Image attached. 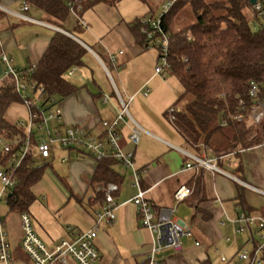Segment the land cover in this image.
I'll use <instances>...</instances> for the list:
<instances>
[{
    "label": "crops",
    "instance_id": "0c3cea01",
    "mask_svg": "<svg viewBox=\"0 0 264 264\" xmlns=\"http://www.w3.org/2000/svg\"><path fill=\"white\" fill-rule=\"evenodd\" d=\"M163 1L116 0L114 6L101 3L102 9L98 4L83 12H70L60 27L30 4L29 10L23 11L24 0H0V54L11 60L14 69L24 71L36 67L55 33H64L82 45L86 49L83 64L66 76L76 91L66 98L56 97L62 127L78 126L104 140L102 122L113 121L119 106L114 87L123 98L134 96L129 114L140 128L139 142L137 146L129 142L132 124L128 123L120 130L121 148L133 153L134 168L155 216L183 220L193 236L180 239L179 251L166 249L158 258L163 264H219L221 255L234 259L248 241L247 233L233 235L230 220L245 212L257 221L264 210V145L218 158L201 144L191 146L172 124L168 125L167 109L180 97L181 86L179 82L177 85L171 79L154 75L157 54L142 49L127 26L144 11L153 15V9H158ZM154 3L157 4L153 6ZM135 6V11L122 16ZM112 55L116 57L114 63L110 60ZM109 69L115 73V78ZM143 87L148 89L146 97L139 92ZM5 115L9 122L20 123L27 119L28 110L21 103H14ZM56 150L64 154L59 157L60 162L70 165L69 175L62 181L67 200L52 207L56 218L34 220L38 238L49 245L72 232L91 229L103 205L97 191L100 184L92 182L97 162L90 155L75 150L55 149L49 159L42 160L46 167H51ZM186 154L218 158L219 171L185 169V164L191 162ZM122 168L130 171L128 180L120 172ZM113 170L119 183L115 202L121 206L114 210L110 229L99 227L95 240L100 253L99 264H147L152 235L141 226L136 207L123 204L136 193L132 171L120 163L113 165ZM196 181H199L198 192L194 191ZM182 186L188 187L191 193L175 209L173 194ZM238 188L243 205L237 201ZM2 200L12 213L5 199ZM41 200L46 205V198L41 197ZM17 216L19 222V213ZM1 219L5 227V220ZM251 231L256 238L255 225ZM9 240L11 245L15 244L12 254L16 264H23L26 260L20 250L21 233L16 240ZM17 252L22 257L16 258Z\"/></svg>",
    "mask_w": 264,
    "mask_h": 264
},
{
    "label": "trees",
    "instance_id": "16d2710c",
    "mask_svg": "<svg viewBox=\"0 0 264 264\" xmlns=\"http://www.w3.org/2000/svg\"><path fill=\"white\" fill-rule=\"evenodd\" d=\"M115 1L24 0L46 13L60 27L70 13V3L74 6L80 4L83 12L101 3L114 6ZM259 1L261 11H256L247 0H178L161 18V28L169 37L168 74L178 80L182 89L177 102L190 97L182 112H174L170 123L188 144H201L218 158L259 145L260 129L264 132V118L260 127L248 121L241 124L229 121L225 126L219 125L222 118L242 112L240 102L246 110L253 104L249 97L250 82L258 85L259 96L264 99V24H260L258 19L259 15H264V0ZM186 6H189L194 22L174 30V22ZM127 26L142 49L151 48L149 40L140 33L141 19H135ZM85 53L86 49L68 35H53L32 75V79L47 93L41 99L43 103L48 97L66 98L76 91L66 76L73 67L83 64ZM2 80L0 139L11 145V151L4 153L0 144V167L4 168L17 150L15 141L22 140L25 131L18 123H11L6 118L8 107L21 103V100L15 92L13 79L4 77ZM34 146L35 142L31 148ZM96 162L92 182H98L100 186L107 183L119 186L113 172V165L118 161L109 156ZM46 166L38 163L30 149L15 171L14 188L5 197L10 211L28 212L30 203L35 200L31 188L41 179ZM198 182L195 192L199 190ZM239 191L238 188V194ZM237 201L244 204L241 194ZM261 216L264 218V210Z\"/></svg>",
    "mask_w": 264,
    "mask_h": 264
},
{
    "label": "built area",
    "instance_id": "2783aa9c",
    "mask_svg": "<svg viewBox=\"0 0 264 264\" xmlns=\"http://www.w3.org/2000/svg\"><path fill=\"white\" fill-rule=\"evenodd\" d=\"M178 0H164L155 16L150 15L141 20L140 33L149 40L150 46L158 51L157 63L154 68V75L165 77L168 75L169 62V37L161 28V18L170 10L172 5ZM70 12H80L82 6L68 4ZM256 11H261V3L256 0L253 6ZM30 5L23 3L21 9L29 10ZM122 54L121 52L118 53ZM115 55L110 60L115 62ZM0 65L4 77H11L14 82L15 92L21 100V104L28 110V117L25 121L18 123L25 131V137L22 140H16L17 150L9 159L8 166L0 170V201L5 199L16 184L15 171L21 161L32 149L37 160H47L51 157L55 149L75 150L83 155H91L96 161H101L106 157H113L118 163L129 168L132 171L133 186L136 193L133 197L123 204H132L136 207L141 226L147 229L152 235V247L147 256V264H163L158 258L162 251L171 249L175 252L181 249L180 239H192V232L183 220H176L170 217H156L151 203L146 199V191L142 189L138 172L134 168L133 153L125 152L120 145V130L128 123L132 124L129 142L137 146L140 136V128L132 120L128 108L132 103L134 96L123 98L114 87L115 95L118 100V110L113 121H103L102 126L106 138L103 140L94 137L88 130L78 126L62 127L61 111L55 96L48 97L43 103L41 99L47 96L45 89L38 85L33 79L35 66L29 67L24 71H19L11 66V60L0 54ZM73 67L69 74L74 72ZM142 96H148V89L143 87L139 90ZM260 90L256 83L249 84V97L253 104L248 110L240 102L239 106L242 112L231 115L228 118H222L220 126H225L229 121L234 123H243L248 121L256 127H260L264 118V99H261ZM175 110H168V118L173 122ZM53 122V125L50 124ZM262 134V133H261ZM260 145H264V134L261 135ZM35 142V146L31 148ZM4 153L11 151V145L4 143L0 139ZM191 162L186 163L185 169H208L219 171L216 167L218 158H208L202 156H190ZM118 185L107 183L99 186L97 191L103 197V205L96 215L94 226L87 231L72 232L69 236L55 242L51 248H47L41 241L33 226L31 216L28 212L19 213V224L21 229L20 250L25 257L23 264H99L100 253L96 247L95 240L98 235L99 227L103 230L111 228L114 222V210L119 206L115 202V196L118 192ZM191 191L188 187H179L173 194L175 209L177 205L183 202ZM122 204V205H123ZM174 210H172V213ZM233 235L247 233L248 241L232 260L223 255L219 258V264H263L264 257V218L260 216L256 221L253 216L242 212L238 214L235 220H230ZM257 227V237L252 234L251 227ZM229 241V239H226ZM197 244V243H196ZM252 246V247H251ZM251 247V248H250ZM0 264H16L13 254L10 251V243L5 231L3 220L0 218Z\"/></svg>",
    "mask_w": 264,
    "mask_h": 264
},
{
    "label": "rangeland",
    "instance_id": "374dc122",
    "mask_svg": "<svg viewBox=\"0 0 264 264\" xmlns=\"http://www.w3.org/2000/svg\"><path fill=\"white\" fill-rule=\"evenodd\" d=\"M156 4L157 3H154L153 6H155ZM137 5L140 6V3H138ZM97 7H100V9H102L104 6L101 4V6H97ZM136 7L137 6L130 8L126 12L122 13V16H125L128 12L135 11L137 9ZM97 9H99V8H97ZM156 9L157 8L153 9L155 11L153 16H155L159 13L160 7L157 9V11H156ZM93 11H95V8L93 9ZM148 16H150V13L144 11V13H140V16H138L137 18L142 20V19L147 18ZM258 19H259L260 24H264V15H259ZM193 22H194V16L192 15L189 6H186L182 9V11L179 13L178 17L176 18V20L174 22V30H178V29H180V28H182L188 24H191ZM149 50H151L152 53L154 51L158 55V51L154 47L149 48ZM109 73L113 78H115V73L113 71H111L110 69H109ZM168 75H166L164 78L165 79H171L175 82V84L179 85L178 81L174 77H171ZM3 78H4V75L1 74L0 75V81ZM160 78H163V77H160ZM177 99L178 98L174 99V101L172 103V107H170V108H173L175 111L182 112L185 109L186 104L189 102L190 97L187 96L184 99L180 100L179 102H177ZM170 108H168L167 110H169ZM128 111H130V106L128 108ZM166 121H167L168 125L171 126V123H170L169 118H168V113H166ZM50 125L52 126L53 122ZM261 133L264 134V132L260 129V136L262 135ZM63 155H64L63 152L58 151V150L55 151V159L51 163V167H45L44 168V172L42 174L41 179L36 184H34L31 188V191H32V194H33V197L35 198V200L30 203V205L28 207V213L31 216V220L33 221V223H32L33 228H34V224H35L34 220H37L38 218L46 219V220H48L47 219L48 217L49 218L50 217L56 218V215H55L56 211H53L52 207L57 206L58 204H64L67 200L68 195H67L66 191H64L62 181L68 177V175H69L68 171H69L70 165L69 164H62L60 162L59 157H61ZM37 161L40 162L41 165H43V163H44L42 160H37ZM45 163H49V162H45ZM120 172L125 177V179L128 180L129 175H130V171L122 168V169H120ZM0 189H1V185H0ZM41 197L46 198V201H47L46 205L44 204V202H42ZM0 216H1V218H4V220H5V231L7 233L9 243H10V240H9L10 238H14V240H16V238L18 236H20V233H21L20 227H19V222H18V216H17L16 212H12V213L8 212L6 205L4 203V200L0 201ZM34 230H35V228H34ZM14 245L15 244L11 245V243H10L11 253L14 251V248H15ZM45 245L47 248L52 247V245H49V244H45ZM243 247H245V246H243ZM15 256H16V258L22 257L21 253H19V252H17Z\"/></svg>",
    "mask_w": 264,
    "mask_h": 264
},
{
    "label": "water",
    "instance_id": "95a60500",
    "mask_svg": "<svg viewBox=\"0 0 264 264\" xmlns=\"http://www.w3.org/2000/svg\"><path fill=\"white\" fill-rule=\"evenodd\" d=\"M249 3H250V5H252V6H254L255 4H256V0H247ZM1 73H2V69H1V65H0V75H1Z\"/></svg>",
    "mask_w": 264,
    "mask_h": 264
}]
</instances>
